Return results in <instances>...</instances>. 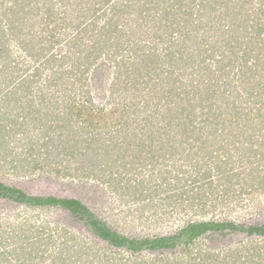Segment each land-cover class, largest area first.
Wrapping results in <instances>:
<instances>
[{
  "label": "trees",
  "instance_id": "obj_1",
  "mask_svg": "<svg viewBox=\"0 0 264 264\" xmlns=\"http://www.w3.org/2000/svg\"><path fill=\"white\" fill-rule=\"evenodd\" d=\"M141 24L150 29L138 32ZM99 60L115 68L110 108L96 112L115 117L103 142L97 122L75 120L70 109H92L75 81ZM0 93V125H10L12 133L17 124L23 130L37 123L42 134L53 133L59 141L50 147L51 139H45L35 147L26 139L23 150L28 146L30 153L24 158L41 155L42 147L52 159L64 150L74 157L73 166L65 163L51 171L82 180L64 184L63 192L33 188L41 179L53 184L46 174L28 180L0 176V200L59 210L65 227L76 228L109 254L72 251L86 259L84 264H264V211L241 220L192 219L164 234L129 235L108 222L83 190L93 188L90 178L113 186L135 164V170L154 167L164 153L167 158L191 153L187 164L194 171L185 180L191 184L211 180L214 173L229 183L239 174L234 165L227 168L233 151L252 152L247 165L259 168L264 158V0H0ZM32 94L37 99L28 102ZM76 99L81 104H73ZM27 114V121L15 120ZM0 130L5 157L8 151H3L13 149L9 133ZM255 137L263 141L254 150ZM118 139L135 148L123 147ZM170 171L160 174L168 186L180 173L170 178ZM139 188L141 182L135 183L133 196ZM192 189L179 188L177 195L204 206L205 191L194 196ZM75 244L53 252L58 264L75 263V258L65 263Z\"/></svg>",
  "mask_w": 264,
  "mask_h": 264
},
{
  "label": "rangeland",
  "instance_id": "obj_2",
  "mask_svg": "<svg viewBox=\"0 0 264 264\" xmlns=\"http://www.w3.org/2000/svg\"><path fill=\"white\" fill-rule=\"evenodd\" d=\"M148 26V24H141L139 25L140 30H136L142 33L141 30H144V28H147V31L150 29V26L149 28ZM135 36L136 35H133V38H135ZM122 54L128 55L127 53ZM116 60L122 61L121 56H117ZM132 60L133 57L130 58V62ZM100 62L101 60L96 62L92 66V69L85 71L83 75L79 74V80L75 81V84L78 85V89L80 86L81 91H86L85 94L88 95L91 100L90 105L92 109L89 111L81 110L80 113L77 112L79 106L77 109H73V107L70 109L72 110L71 116L75 120L81 121V119L85 117L88 118V120L97 122V127H101V141L103 142L108 136L105 135V130L106 128L109 129L113 127L112 122L115 117H112L110 120L108 115H100L96 112L100 109L108 111L110 108V105H107L112 94V90H109V85L114 78L115 68L113 63L109 61H103L106 66L104 64L101 66ZM74 79L71 78L69 82L72 83ZM66 84L67 83H63L62 86ZM121 85L124 84L120 83L118 87ZM221 89L223 90L224 86H222ZM0 97H2V93H0ZM34 99H37L36 94L27 95L26 97L28 102ZM73 104L78 105L81 103L76 99ZM38 108H40L39 105L35 107L34 114L38 112ZM29 117L30 115L27 114L26 117L22 116L15 120L23 122L27 121ZM9 126L10 125L4 127L2 123L0 125V129H5V132L9 133L7 135V140H11L10 143L13 149L12 152L9 151V148L3 151V153L8 151L7 154H4L5 157L0 155V176L4 180L21 178H27L28 180L30 175L38 176L46 174L47 177L55 179L53 184L51 182L50 185L44 184L45 182L41 179L40 181L42 183L40 185H33V188L46 187L56 190L63 189V192L67 191V189L63 187L64 184L82 181L81 179L72 181L70 177L65 176L57 177L54 172L51 171L53 168L56 169L65 166V163L68 164V166H73L74 157H69L64 150L52 159L50 157L52 154L50 153L48 155L46 148L42 147L41 155L38 156L37 154H33L31 158H24V154L30 153L28 146L23 150V142L26 139L31 140V144L35 147L41 146L45 139H51L49 146L53 147L54 144L59 142L55 134H42L41 131L35 127L37 123L32 122L25 125L23 130L19 129V125L17 124L12 133H10L11 127ZM100 129L97 128L98 131ZM0 134H3L1 130ZM132 138H134L133 135L126 139ZM260 139H262V137H255L256 141L252 144L254 150L258 148ZM263 139L261 141H263ZM118 140L123 147L135 148L131 144L126 145L124 141L122 143L120 139ZM115 150H113V152ZM23 151L26 153H23ZM236 152L233 151L231 153L232 158L229 159L227 168L234 165V171L239 174L234 175L229 183L218 180L215 173L211 176V180L208 179V181L207 179L201 178L194 184H191L190 180L185 182V180H188L186 176H190L193 170V168H190L189 164H187L188 156L191 153L185 151L182 155L180 153H175L171 158H167L168 155L164 153L161 157L156 159L157 163L154 167L150 165L146 168L139 166L137 167L138 170H135L134 168L137 165L135 164L133 169L126 173L124 178L113 186L99 183L93 180V178H90L88 184L94 185L92 186L93 188L86 186L83 190L90 198L92 206L103 215L108 222L118 230L129 235L164 234L192 219L229 218L232 220H241L250 218L255 216L258 212L264 211V183L260 182L261 178H264V158L261 160L259 168L257 169V166L254 167L251 163L250 166L247 165L248 159L250 158L248 156L253 154L252 152L247 151L248 154L245 153L243 155ZM37 157H39L41 161L40 165H35L37 162L36 159H38ZM190 162L191 166L194 164L195 160H190ZM183 166L185 168H183ZM165 169H171V174L169 173V175H167L170 178L178 175V171L180 170L178 176L179 178L183 176L184 181L182 182L181 179L177 177V183L168 186L167 179L163 180L160 175ZM138 182H141L142 188H139L137 195L133 196L134 191L132 187ZM232 183L233 185L231 186ZM97 186H99V188ZM227 186L229 187L227 188L228 190L226 189ZM179 188L184 190L193 188L190 191H192L194 196L205 191V205H199L196 202L197 200H193V204H190L192 199H186L184 196L178 197L177 193L180 191ZM68 190V192H71V189L68 188ZM75 193L77 192L75 191ZM62 217L59 210L45 208L28 209L24 206H15L12 203L0 200V264H29L31 262L30 260L33 261V264H58V258H55L56 253L53 252L57 251L62 246L73 243H76V246L68 251L72 256L69 257L70 259L65 258V263L75 258L74 264H84L82 261L86 259H79L77 254L72 252H75L77 249H79L82 254L98 251L102 257L109 255L108 252L99 245L96 244V246L92 244L91 240L76 228L65 227L66 222ZM71 236L72 238H70ZM67 239L68 243H64ZM226 242L227 240H225V242L221 241L220 243L225 245ZM22 252L25 254L21 255L20 253ZM26 258H28V260L23 261V259Z\"/></svg>",
  "mask_w": 264,
  "mask_h": 264
}]
</instances>
